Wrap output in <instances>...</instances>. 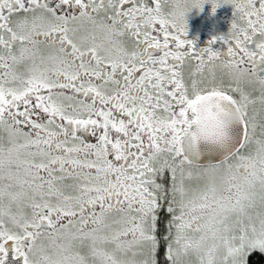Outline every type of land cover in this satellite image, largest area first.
Returning a JSON list of instances; mask_svg holds the SVG:
<instances>
[{"label":"snow or ice","instance_id":"1","mask_svg":"<svg viewBox=\"0 0 264 264\" xmlns=\"http://www.w3.org/2000/svg\"><path fill=\"white\" fill-rule=\"evenodd\" d=\"M224 6L198 48L189 13ZM161 249L264 264V0H0V264Z\"/></svg>","mask_w":264,"mask_h":264},{"label":"flooded vegetation","instance_id":"2","mask_svg":"<svg viewBox=\"0 0 264 264\" xmlns=\"http://www.w3.org/2000/svg\"><path fill=\"white\" fill-rule=\"evenodd\" d=\"M183 2V0H177ZM191 2V0H188ZM210 9H206L204 13L190 12L189 13V39H192L198 46L203 48L208 46L209 40L213 39L216 35H224L228 32L232 22V8L224 6L218 9L215 17L209 15ZM222 45L218 42L217 50H226L227 45ZM195 67V62L188 58L185 62V75ZM168 215L166 212L162 214L160 231L163 232L164 224H167Z\"/></svg>","mask_w":264,"mask_h":264},{"label":"rangeland","instance_id":"3","mask_svg":"<svg viewBox=\"0 0 264 264\" xmlns=\"http://www.w3.org/2000/svg\"><path fill=\"white\" fill-rule=\"evenodd\" d=\"M219 187V186H218ZM221 192L218 190L217 195H220ZM259 212L260 209L259 207L255 210V212L252 214V220L247 221V223L251 224V223H255L257 227H259Z\"/></svg>","mask_w":264,"mask_h":264},{"label":"trees","instance_id":"4","mask_svg":"<svg viewBox=\"0 0 264 264\" xmlns=\"http://www.w3.org/2000/svg\"><path fill=\"white\" fill-rule=\"evenodd\" d=\"M166 227H167V224H164V226H163V232H165ZM161 234H162V233H161ZM162 235H166V233H163ZM163 251H164V250L161 249V255H160V257H159L161 264H163V261H164ZM254 259H259V257H255Z\"/></svg>","mask_w":264,"mask_h":264}]
</instances>
